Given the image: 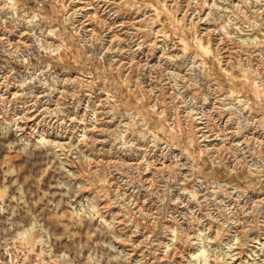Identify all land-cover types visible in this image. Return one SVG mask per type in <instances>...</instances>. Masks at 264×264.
<instances>
[{
    "label": "rangeland",
    "instance_id": "374dc122",
    "mask_svg": "<svg viewBox=\"0 0 264 264\" xmlns=\"http://www.w3.org/2000/svg\"><path fill=\"white\" fill-rule=\"evenodd\" d=\"M0 264H264V0H0Z\"/></svg>",
    "mask_w": 264,
    "mask_h": 264
}]
</instances>
